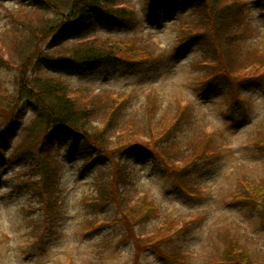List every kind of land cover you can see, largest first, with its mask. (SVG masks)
I'll list each match as a JSON object with an SVG mask.
<instances>
[{
  "label": "rangeland",
  "instance_id": "rangeland-1",
  "mask_svg": "<svg viewBox=\"0 0 264 264\" xmlns=\"http://www.w3.org/2000/svg\"><path fill=\"white\" fill-rule=\"evenodd\" d=\"M248 2L255 31L262 33L256 41L264 44V0ZM130 3L137 11L138 25L130 29L112 25L108 29L111 32L106 33L117 39L124 37L123 41L130 37L150 41L152 56L149 60L130 70L116 66L93 67L87 73L49 66L50 71L69 76L77 84H90L96 90L105 89L122 96L130 94L139 105L136 111L140 116L145 115L142 105L149 96L154 97L155 103L151 101L159 107L156 114L174 117L187 107L182 119L191 123L178 127L176 135L182 138L186 134L193 140L195 135L199 136L201 144L209 143L211 138L212 144L204 150L207 155L193 156L194 162L186 174L188 186L179 188L173 175L147 168L144 159L132 155L125 158L124 163L137 182L133 195L149 196L151 208H158L160 217L152 215V220L147 218L150 215L143 205L131 211L123 205L119 209L116 202L105 199L92 179L107 165L95 162L86 167L78 157L79 150L69 148L68 137H65L60 140L61 145L58 143L57 151L62 163L57 188L61 204L48 215H43L28 201L30 196L23 186L15 188L17 182L0 179V264H133L134 261L137 264H229L223 254L224 239L228 237L234 238L237 248L245 250L256 264H264V222L248 203L233 201L238 189L243 188L239 182L264 185V145L261 144L264 139L262 131L259 133L260 129L264 131V83L245 85L241 90L229 89L214 77L217 75L205 74L197 46L178 40L174 24L167 21L161 27L153 25L145 19V8L140 0H130ZM19 4L20 0H0V33L25 28L28 33L24 40L29 36L28 26L36 24L45 14L31 4L24 5L22 11L10 8ZM226 4L231 5V1L216 3L221 8ZM13 17L17 18V25L21 22L19 27L10 24ZM11 46L0 43V56L6 65L0 69V90L10 87L2 89L0 99L4 91H13L9 81L15 75L13 67L20 58L16 54L12 62L9 54L15 52ZM235 59L238 60L235 66L239 67L236 74L246 76L256 69L254 61ZM212 68L208 70H216ZM3 110L0 104V114ZM107 112L110 109L98 115L95 128L98 132L107 131L104 134L109 150L123 141L146 140L135 136L128 139L129 135L113 137L112 126H107ZM170 150L172 155L178 152ZM210 153L212 155H208ZM192 155L189 154L188 160ZM186 163V160L177 162V168ZM9 165L3 174L7 170L20 171L24 164L14 159ZM107 174L106 169V174L99 176L102 179ZM107 183H103L105 189ZM124 201L127 200L122 204ZM124 210L126 214L122 216ZM171 221L173 224L169 225ZM127 225L132 228L129 229L136 237L134 240L130 238L132 233L127 232ZM168 234L173 235L172 239ZM159 251L180 253L183 261L180 262L182 257L164 258Z\"/></svg>",
  "mask_w": 264,
  "mask_h": 264
},
{
  "label": "trees",
  "instance_id": "trees-1",
  "mask_svg": "<svg viewBox=\"0 0 264 264\" xmlns=\"http://www.w3.org/2000/svg\"><path fill=\"white\" fill-rule=\"evenodd\" d=\"M20 1L19 7L10 8L22 11L24 5L31 4L45 15L36 24L28 26L29 36L24 40L27 32L25 28L14 30L13 33L9 29L0 33V43L13 45L10 48L15 53L9 54L12 62L16 54L20 57L18 64L13 67L15 75L9 81L13 91H4L0 99V104L4 106L0 114V179L17 182L15 188L23 186L25 193L30 196L28 201L36 205L43 215H48L61 204L57 188L62 163L57 151L60 149V140L68 137V147L79 150L78 157L86 167L95 162L107 165L92 179L95 188L97 185L105 194V199L116 202L119 209L123 205L131 211L143 205L150 215L147 218L153 220L152 215L160 217L158 208H151L149 196L133 195L132 189L137 186V182L124 163L125 158L132 155L133 158L144 159L147 168L160 169L163 174L173 175L179 188L188 186L185 180L189 166L194 162L192 160L207 155L204 150L212 144V139L209 143L201 144L199 136L195 135L196 139L193 140L185 134L187 138L183 135V140V137L176 135L178 127L191 123L190 120L186 123L182 119L187 107L174 117L160 112L156 114L159 107L151 101L154 97L149 96L142 105L145 115L140 116L136 111L139 105L134 103L130 94L122 96L105 89L96 90L90 84H77L69 76L56 74L49 69V66L56 69L67 67L88 73L93 67L109 69L116 66L130 70L138 63L149 60L152 56L150 41L136 37L123 41L121 38L124 37L117 39L111 33H106L111 32L108 29L112 25L126 29L138 25L139 17L130 0ZM230 1L231 5L226 4L221 8L216 5L220 0H140L145 8V19L158 27L170 21L176 26L178 40L197 46L201 68H206V75H217L214 77L222 80L229 89L241 90L245 85L264 83V44L256 41L261 32L255 31L251 22L253 12L248 0ZM10 20L12 25H21V22L17 25L15 17ZM250 38L254 42H248ZM235 58L240 62L254 61L256 69L246 76L236 74L239 67L235 66L238 62ZM4 66V58L0 56V69ZM212 66L216 69L213 72ZM108 109L107 126H112L113 137L129 135L128 139L135 136L146 140L123 141L109 150L108 138L105 137L107 131L98 132L95 128L98 115ZM260 132L264 139L263 129ZM170 149H177L178 152L172 155ZM189 154L193 155L188 160ZM14 159L24 164L21 170H7L3 174ZM184 160L187 163L177 168L176 163ZM106 169L108 174L101 179ZM105 182H108L106 189L103 185ZM240 183L243 188L241 191L238 189L233 201L248 203L264 222V185ZM125 199L127 201L122 204ZM125 214L124 210L122 216ZM168 224L172 225L173 221ZM166 226L165 222L164 228ZM129 228L127 232L132 233L130 238L134 240L136 237L132 228ZM168 236L170 239L173 237L172 234ZM224 240L226 250L223 254L227 263L256 264L245 250L237 248L234 238ZM136 245L139 249V245ZM234 245L236 247L233 250ZM159 253L167 259L182 257L180 262L183 261L180 253ZM133 264H137V261Z\"/></svg>",
  "mask_w": 264,
  "mask_h": 264
}]
</instances>
